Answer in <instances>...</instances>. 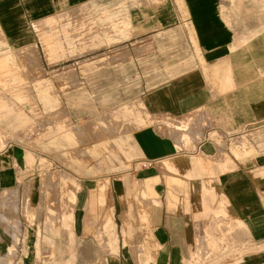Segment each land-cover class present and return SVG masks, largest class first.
Segmentation results:
<instances>
[{
  "label": "crops",
  "instance_id": "1",
  "mask_svg": "<svg viewBox=\"0 0 264 264\" xmlns=\"http://www.w3.org/2000/svg\"><path fill=\"white\" fill-rule=\"evenodd\" d=\"M122 5L128 21L111 28L123 33L128 26L127 34L114 33L112 42L103 33L92 38L90 28L82 39L73 35L70 41L82 50L74 54L72 43L65 53L78 81L64 94L60 81L51 80L53 107L34 113H59L71 123L106 119L108 112L122 118L119 137H130L139 164L115 162L114 171L98 175L73 172V205L63 214L65 224L71 219L70 232L41 224L33 238L30 232L23 238L22 223L15 228L3 221H21V189L7 209L12 217L2 214L1 193L21 188L20 164L35 155L20 143L4 144L0 131V264H193L199 259L194 250L205 248L207 256L234 242L241 255L228 264H264V0H0V66L10 63V47L39 40L37 30L46 49L60 46L49 31L60 12L110 15ZM65 25L73 30L75 22ZM96 41L103 44L91 48ZM123 43L145 49L123 62L78 64L80 57L89 63L106 58ZM9 81L17 82L16 76ZM18 113L19 124L25 116ZM151 116L157 120L147 121ZM53 134H39L49 153L55 151ZM98 210L101 222L94 229L87 222ZM47 211L55 225L53 208ZM38 235L40 247L46 240L53 250L47 260L32 254ZM101 247L110 251L102 256Z\"/></svg>",
  "mask_w": 264,
  "mask_h": 264
},
{
  "label": "rangeland",
  "instance_id": "2",
  "mask_svg": "<svg viewBox=\"0 0 264 264\" xmlns=\"http://www.w3.org/2000/svg\"><path fill=\"white\" fill-rule=\"evenodd\" d=\"M68 20L75 22L73 30L71 26L67 27L65 25ZM119 20L128 21L125 5H122L121 8L113 11V14L110 15L97 13L95 16L88 17L78 10L60 12L57 14V18L51 21L49 27L50 34L58 38L60 46L46 49L42 38H40V32L37 30L39 40H32L27 44L10 47L7 50L11 54L10 63L0 66V131L3 133L1 141L4 144L8 140L14 144L20 143L24 146V151L30 150L35 155V158L31 163L20 164L19 179L21 188L20 185H17L15 189H9L1 193V210H6L2 214L12 217L13 214L7 209L13 208V206H9L11 200L15 198L16 201H13L16 203L18 198V195L13 193L21 189L22 222L20 220L18 222L13 221L15 219L14 216L10 220H3L2 218L1 220L15 228H19L18 225L22 223L27 231L26 233L23 232V238L28 232L31 233L30 235L33 238L34 228L37 225L41 226V224L51 225L55 229L63 226L70 232L71 219L65 224L63 214L71 210L73 205V202L69 199L70 190H75L76 188V185L72 182V178H75L72 177L73 172L82 173L89 171L91 175H98L99 172L114 171L115 162L123 168H130L139 164L137 153H134V150L130 147V137H119V134L124 133L125 130L123 124L126 120L122 118L118 120L117 117L108 112L106 113V119H103V116L99 118L98 115H95L89 120H76L71 123L62 121L59 113L58 115L51 112L45 114L34 113L39 106L44 110L53 107L49 97L56 92V89L53 87L51 80L57 79L60 81V90L64 94L67 85L78 81L75 69L68 65L71 60L67 61L65 50L67 47L71 50L73 48L72 43H74V48L77 50H74V54H76L81 52L82 46L81 43H77V40L71 42V37L75 35L82 39V31L90 28L92 38L98 39L99 33H103L107 42L115 41L117 39L112 37L114 33H117L116 38H118L129 31L128 26H126L123 33L111 28V23ZM99 24L102 25L99 26ZM96 42L97 44L91 46V48H98L103 44L102 42ZM135 45L137 44L123 43L121 46L113 48L106 58L98 60V56H95L91 58L92 61L90 63L87 59L82 61L80 57L77 58L78 64L81 65L83 63L86 66L84 68H89V66H97L108 62H123L130 58L133 53L139 54L144 51V46ZM131 47H133L132 51H130ZM59 52H63L64 55L61 58L55 57V54ZM57 60H59V64H57ZM61 65H63L62 68L60 67ZM11 76H16L17 82L9 81ZM19 111L22 114L24 113L25 121L18 124ZM159 119L161 122L165 120L163 117ZM151 120L156 121L157 118L151 116V119H147L149 122ZM141 124V122L137 121V126ZM6 128H8V132H6ZM49 131L54 133L51 146L55 150L50 153L42 146V142L46 141V136L41 138L39 136V134L43 135L44 132ZM37 138L41 140V145L36 147L34 140ZM48 138L50 140V137ZM35 147L36 149L40 148L42 152L37 154L34 151ZM126 149H130L132 155L126 153ZM72 162L77 167L72 168ZM66 166H69L70 169H67ZM85 166H90V169H83L82 167ZM109 166L112 168L110 169ZM75 180L77 181V179ZM8 195L10 198H7ZM48 207L54 210L53 219L55 225L46 218ZM99 212L101 210H98L97 214L88 218L87 223L94 225V229H96V224L101 222L100 216L103 210L101 213ZM5 231L11 234V229L5 227ZM92 235L95 237V232H92ZM38 238V248L32 250L31 247L32 254L35 255V260L40 258L47 260L53 256V250L46 240H43L40 247V235H38ZM225 245V248L219 246V249L215 252L209 249L207 256L204 255L205 248L201 247L194 250L195 254H199V259L193 264H217L215 260H220L221 264H228L238 260L241 255V251H239L241 247H238L235 242L231 244V247H229V243ZM250 246H256V243H251ZM21 247L23 246L21 245ZM102 250V256L110 251L104 248ZM19 251L25 252L28 249L26 247ZM6 254L9 253L6 251ZM17 254L18 249L15 248L10 251L9 256L12 259Z\"/></svg>",
  "mask_w": 264,
  "mask_h": 264
},
{
  "label": "bare ground",
  "instance_id": "3",
  "mask_svg": "<svg viewBox=\"0 0 264 264\" xmlns=\"http://www.w3.org/2000/svg\"><path fill=\"white\" fill-rule=\"evenodd\" d=\"M13 239H19V238H13ZM34 239H39V238H34ZM72 239V238H71Z\"/></svg>",
  "mask_w": 264,
  "mask_h": 264
}]
</instances>
